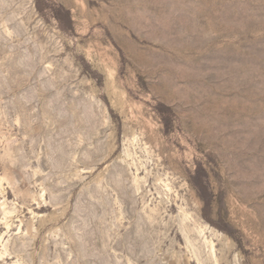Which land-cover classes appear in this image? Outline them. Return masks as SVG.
<instances>
[{
    "label": "rangeland",
    "instance_id": "374dc122",
    "mask_svg": "<svg viewBox=\"0 0 264 264\" xmlns=\"http://www.w3.org/2000/svg\"><path fill=\"white\" fill-rule=\"evenodd\" d=\"M0 264H264V0H0Z\"/></svg>",
    "mask_w": 264,
    "mask_h": 264
}]
</instances>
